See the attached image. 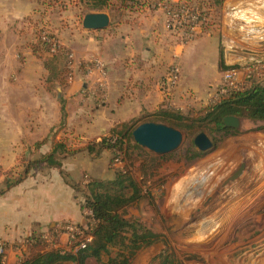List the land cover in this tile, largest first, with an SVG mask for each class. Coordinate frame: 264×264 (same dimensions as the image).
I'll use <instances>...</instances> for the list:
<instances>
[{"label": "crops", "instance_id": "crops-1", "mask_svg": "<svg viewBox=\"0 0 264 264\" xmlns=\"http://www.w3.org/2000/svg\"><path fill=\"white\" fill-rule=\"evenodd\" d=\"M232 3L246 8L243 10L245 16L239 11L236 12L238 16L246 20L251 17L247 23L253 29H248L244 36L236 33L242 25L241 20L228 21L216 32L210 31L204 36L200 33L192 43L181 46L173 41L175 32L166 29L165 15L160 10L146 11L136 22L117 21V54L113 57V49L108 47L107 42L100 43L97 31L81 32L79 35L74 30L69 31L74 32L71 40H63L56 31L58 44L70 50L78 60L88 62L98 59L102 62L101 69L91 67L87 75L74 78L66 84L62 92L65 103V117L62 120L65 119L70 128L74 126L76 132L88 138L95 137L100 128L109 129L117 125L119 130L127 125L126 131L131 121L143 116L154 115L161 109L173 106L182 108L188 103L194 106L198 101L205 100L203 93H207L208 97L221 80L220 58L225 67L240 68L253 57L243 37L258 38V43L264 47V17L255 21L262 14L264 16V0H232ZM39 6L41 3L37 0H0V39L12 35L19 43L29 38L27 36L32 30L24 22L37 15ZM257 23L263 26L259 27ZM78 39L81 49L77 47ZM24 52L25 59L15 69L17 80L0 81V189L4 188V181L10 180L15 169L27 167L37 157L50 155L60 144L61 137L66 136L64 132L69 133L57 129L62 117L60 104L45 89L44 71L35 66L38 65L37 59L30 50L25 48ZM262 52L264 57V50ZM176 60L180 68L178 84L166 96L162 82L169 66ZM12 71H6L7 77ZM242 78L241 71L238 79ZM102 97L104 99L100 101ZM72 120L76 122L73 126L70 124ZM245 121L246 127L250 129L251 124L248 122L251 120ZM236 137L241 138V144L233 146L229 155H222L216 160L222 159L223 162L237 165L241 160L238 161L239 152L248 150L250 152L245 158L248 172L258 167L254 162H260V166L264 167V131L254 129ZM256 147L261 148V151ZM68 148L66 145L56 151V154L61 153L58 157L61 158L60 168L43 163L39 170L30 171L20 183L4 189L0 194V239L7 244L5 264L19 263L25 253L22 243L32 233L51 235L60 224L66 222L79 226L88 224L86 216L89 210L82 209L83 197L74 190L72 183L81 180V188L89 183L87 179L82 180V172L99 180L111 178L112 173H97L94 170L96 161L92 155L87 158L85 147L77 153L67 152ZM210 165L208 169L217 166L214 163ZM203 179L202 176H195L192 183L195 193L204 188L207 180ZM218 179L205 191L202 199ZM215 216L201 217L198 223L200 229L217 225L219 219ZM258 222L259 229L264 232V214L263 220ZM58 241V247L64 249L66 237L61 236ZM261 245L264 249V243ZM110 258L113 256L104 259L102 254L100 257L103 263ZM261 260L264 262V259ZM138 262L140 258L137 254L133 264ZM84 264L97 262L87 257Z\"/></svg>", "mask_w": 264, "mask_h": 264}, {"label": "rangeland", "instance_id": "rangeland-1", "mask_svg": "<svg viewBox=\"0 0 264 264\" xmlns=\"http://www.w3.org/2000/svg\"><path fill=\"white\" fill-rule=\"evenodd\" d=\"M37 1L39 4L41 3L37 15L24 22L32 30L30 36H27L32 39L24 38L19 43L12 35L5 39H0L1 82L2 80L6 82H15L17 80L18 74L15 69L17 64L21 63L26 57L24 51L25 48L28 49L27 44L36 41L40 35L44 37L52 35L55 40L54 43L58 44L56 31L63 40H71L70 37H73L74 32H76V35L81 32L90 33L81 27L83 16L89 12H104L109 16V27L97 31L96 34L99 41H101L100 43L107 42L108 47L113 49L111 54L114 57L117 54V21L136 22L140 19L141 14L146 11H159L155 8V5L159 2L169 4L180 1L198 8V4L201 5L204 0H108L107 6L101 11H92L93 9L88 7L86 3L78 0ZM204 8L206 11L209 10V23L212 25L210 24L211 26L206 27L201 32L203 33L200 34L201 36L210 31L216 32V29H220V26L228 21L241 20L242 25L239 26L241 30L237 28V34L242 33L243 35L248 33V29H253L247 23L251 17L246 20L245 17H240L236 13L239 11V13L244 15L243 10L246 8L234 5L232 0H224L217 7L208 8L207 5ZM263 17L262 14L255 21L258 22ZM260 26L263 25L261 24ZM73 30L74 32L70 33ZM174 34L173 41L180 43L182 32L176 31ZM224 35L226 36V34ZM218 36L220 37L219 33ZM243 38L247 41V46H250L248 51L256 59H264L262 56L264 47L258 43V38ZM79 40H77V47L81 49ZM240 42L243 43L242 40ZM39 55H33V57L37 59L38 65L35 64L36 69L41 67L44 71L43 82L45 89L51 92L59 104L60 101H63V105L65 103L62 98V92L66 84L74 78H81L87 75L91 67L98 69L97 62L102 64L98 59L88 62L78 60L70 50L68 55L60 57L56 64L48 62L50 59L49 54ZM173 63H178V61L176 60ZM63 68L66 69L67 74L65 85L61 84L60 79H55L54 77L57 75L58 69L61 70ZM12 69L13 71L7 77L6 71ZM49 69H51L50 72ZM262 78L264 79V76ZM47 81L49 82L47 83ZM83 81H85V78ZM206 94L203 93V97L206 96L205 100L198 101V104L194 106L188 103L184 104L182 108L173 106L169 109L183 115L193 116L200 109L208 107ZM103 99L104 97L99 100ZM158 117V115L143 116L139 120L131 121L132 123L126 131L124 130L127 125H124L119 130H117V125L109 129L100 128L95 137L88 138L85 134L80 135V133L76 132L73 126L76 123L74 120L71 121L70 124L73 127L70 128L64 119L57 126V129L67 130L69 133L64 132L66 136L61 137L59 145L63 147L68 145V151L67 149L65 151L73 153H77L82 147H85L87 149V158L92 155L94 157L92 159L96 161L94 170L97 173H108V171L112 173L111 178L108 177L100 181H111L117 172V168L112 164L115 154L108 147V145L110 146L109 139L117 137L123 131L126 133L124 142L119 145V150H123L121 155L124 164L128 167L127 173L139 187L140 196L134 203L127 206L122 214L126 218L136 219L142 226L159 235V238L152 246L136 253L140 258L138 264H158V256L165 252L173 253L182 264H264L261 260L264 259V249L261 245V243H264V232L263 229H259L258 224L259 220H263L264 214V167L260 166V162H254L258 167L251 168L245 179L233 191L228 192L213 206L212 210L201 216L204 218L215 214V217L219 219L217 220V225L200 229L198 223L201 217L194 218L192 216L194 211L202 204L204 200L202 197L210 185L235 166L234 163H226L225 161L224 163L222 159L216 160V158L222 155H229L233 146L237 147L238 144H241V138L236 137L238 134H245L254 129H264V123L251 120L248 122L251 124L250 129H248L246 127L247 121H245L247 119H242L240 130L237 131V134L231 133L230 135L210 128H195L192 131H188L179 127L176 129L182 133L180 146L169 154L157 156L137 145L131 137V130L143 121L162 123L160 122L162 120L161 117ZM200 132L205 133L212 143L216 142L217 148L213 147L212 150L204 153L199 152L193 145V138ZM256 149L261 151L259 147H256ZM194 152L202 153L201 157L195 158L193 156ZM249 152L248 150L239 152L238 161L247 158ZM259 154H262V152ZM57 155L60 157L61 153ZM40 158L42 156L36 159ZM212 163L217 164V166L213 165L212 168L208 169L207 167H210ZM23 170L24 168L22 167L15 169L14 174L11 178L9 177V181H13L17 175H21ZM195 176L204 177L202 181L207 180L202 189L203 191L198 190L196 193L193 190L195 186L192 184ZM81 178L82 180H89V183L99 180L90 178L87 172H82ZM79 182L81 183V180ZM85 186L86 188H83L82 192H78L80 196H83L84 193H89L87 184ZM201 191L203 192L202 196ZM86 218L89 219L88 225L91 227L93 225L90 219L91 216L87 215ZM121 251L123 250L119 246L109 247L103 257L104 259L111 255L115 257ZM133 260L130 264H133Z\"/></svg>", "mask_w": 264, "mask_h": 264}, {"label": "trees", "instance_id": "trees-1", "mask_svg": "<svg viewBox=\"0 0 264 264\" xmlns=\"http://www.w3.org/2000/svg\"><path fill=\"white\" fill-rule=\"evenodd\" d=\"M86 3L92 11H101L107 6L108 0H78ZM124 1V0H123ZM135 1V0H132ZM200 5L198 4V11L201 18L206 21L202 23V31L206 27L211 26L209 23V13L205 10L208 8L220 6L224 0H204ZM189 3V2H187ZM211 24V25H210ZM39 36L36 41L27 44L28 49L32 55L39 56L49 54V61L51 64H56L60 57L68 55L69 50L61 45L55 44L52 35L46 36L42 39ZM55 45L54 51L51 47ZM46 61V60H45ZM46 65V64H45ZM231 68L225 67L220 58L219 70L223 73ZM51 69H49L50 72ZM66 69H58L55 79H60L61 84H66ZM264 69L253 73L249 79V88L244 91H232L228 97L213 107H205L200 109L193 116L183 115L171 109H161L154 115L161 117L163 124H167L174 128L182 127L188 131L193 129L210 128L215 131H220L230 135L237 134V131L227 129L223 126L222 120L225 116H235L241 119H248L252 121H259L264 123ZM62 78V79H61ZM48 80V79H47ZM49 81H47L48 83ZM67 82V81H66ZM61 122L65 117L63 101H60ZM158 117V118H159ZM144 122V121H143ZM142 122V123H143ZM212 126V127H210ZM263 130L264 129H260ZM124 132L118 136L125 137ZM107 140V139H106ZM36 144L35 147L39 146ZM213 147L217 148V143H212ZM112 145H108L111 148ZM62 145H58L56 150L50 155L43 158L31 161L28 166L24 168L21 175L13 181L5 180L4 188L0 189V194L4 189H9L20 183L30 171H37L41 168L43 163L48 166L56 168L61 167L60 158L56 156V151L62 149ZM202 153L194 152L195 158L201 157ZM2 171L0 170V174ZM70 184L71 182L68 181ZM81 183H72L74 190L82 192ZM86 188V186L84 187ZM89 193L83 194L82 209H87L91 212V220L93 225H86L91 234V241L86 248L79 251L77 254L69 252L61 253L58 250L46 249V243L41 234H31L23 241L25 247L24 257L19 260L18 264H60L63 262H75L77 264H84L87 257L94 258L99 264H130L136 256V253L142 249L152 246L159 235L153 233L151 230L142 226L136 219L126 218L123 216V210L134 203L140 196V190L135 181L128 173L116 172L111 181H92L87 184ZM83 227V226H82ZM119 246L123 251L116 254L115 257L110 258L106 263L101 262V255L106 253L109 247ZM158 264H182L173 253H161L158 256Z\"/></svg>", "mask_w": 264, "mask_h": 264}, {"label": "built area", "instance_id": "built-area-1", "mask_svg": "<svg viewBox=\"0 0 264 264\" xmlns=\"http://www.w3.org/2000/svg\"><path fill=\"white\" fill-rule=\"evenodd\" d=\"M155 8L160 10L165 15V27L169 31L178 32L181 31L180 45L184 46L191 43L198 34L202 32V23L206 21L205 18H201V15L197 7L190 6L186 3L177 1L176 3H162L159 2L155 5ZM46 39V36L42 37ZM55 45L51 47V51H54ZM98 63V68H102V64ZM264 69V59L250 58V61L241 66L240 68H231L222 73V77L218 85H216L213 91L208 95L207 105L213 107L225 100L229 93L232 91H244L249 88V77L256 71ZM243 72V78L238 79V74ZM180 75V68L177 63H173L169 66L168 72L163 79L162 89L164 95L168 96L172 93L176 85L178 84ZM172 108V107H171ZM124 137L118 136L111 137L109 139L111 151L115 154L112 164L117 168L119 173H127L128 167L124 164L122 159L121 150H119L120 143L124 142ZM89 216L91 212L89 211ZM61 236L66 237V247L61 249L58 247L59 238ZM92 237L85 226H79L74 223H62L51 235H44L43 240L46 243V249L58 250L61 253L69 252L77 254L79 251L86 248L87 244L91 241ZM7 244L0 239V264H5Z\"/></svg>", "mask_w": 264, "mask_h": 264}, {"label": "water", "instance_id": "water-1", "mask_svg": "<svg viewBox=\"0 0 264 264\" xmlns=\"http://www.w3.org/2000/svg\"><path fill=\"white\" fill-rule=\"evenodd\" d=\"M250 24L255 26L253 22ZM109 25L110 18L104 12H89L83 16L81 21V27L86 31L104 30ZM241 122V118L231 115L225 116L222 120L225 128L235 131L240 130ZM131 137L141 148L157 156L175 151L182 142V133L178 129L156 121L143 122L137 125L131 130ZM193 145L202 153L213 149L211 139L203 132L198 133L193 138ZM247 173V163L242 159L233 170L214 183L192 216L198 218L206 215L221 198L245 179Z\"/></svg>", "mask_w": 264, "mask_h": 264}, {"label": "flooded vegetation", "instance_id": "flooded-vegetation-1", "mask_svg": "<svg viewBox=\"0 0 264 264\" xmlns=\"http://www.w3.org/2000/svg\"><path fill=\"white\" fill-rule=\"evenodd\" d=\"M231 131H232V130H231ZM241 160H242V159H241ZM241 160H240V161H241ZM244 160H245V159H244ZM240 161H239V162H240ZM245 161H246V160H245ZM236 166H237V165H235L233 168H231L230 170H228V171L225 173V175H226L229 171L233 170ZM247 174H248V173H247ZM225 175H224V176H225ZM246 176H247V175H246ZM233 190H234V189H233ZM233 190H231V191H233ZM231 191H229V192H231Z\"/></svg>", "mask_w": 264, "mask_h": 264}]
</instances>
